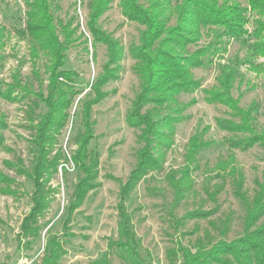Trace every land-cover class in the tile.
I'll return each mask as SVG.
<instances>
[{"label": "rangeland", "instance_id": "1", "mask_svg": "<svg viewBox=\"0 0 264 264\" xmlns=\"http://www.w3.org/2000/svg\"><path fill=\"white\" fill-rule=\"evenodd\" d=\"M119 1L112 0L98 21L101 29L118 41L122 55L118 79L101 88L104 97L92 108L93 136L86 148L88 154L98 155L97 175L80 206L71 210L75 186L82 178L72 162V153L78 148L75 138L81 129L79 99L89 95L87 87L106 62V49L103 45H91L85 28L87 0H53L52 13L59 36L58 23H71L69 29L77 28L73 38L78 36V39H73L69 46L65 67L78 73L84 89L70 107L65 127L44 148L46 172L40 178L37 196L42 207L31 229L24 230L34 194L27 172L32 171L35 152L39 150L34 140L39 116L45 112L35 95L40 90L46 95V59L40 53L37 58L32 57L29 42L19 34L24 28V1L0 0V82L5 88L16 80L28 88L18 89L15 102L0 99V119L5 124L0 129V264H44L52 239L60 250L54 264H91L103 256H108L110 264L123 262L119 256L124 253L118 246L122 241L118 213L120 189L145 146L140 128L128 123L129 112L140 92L131 48L140 44L144 27L121 15ZM238 1L246 6L244 0ZM174 20L175 16L168 25L173 26ZM251 20L252 16L245 26L248 32L253 30ZM209 41L204 37L196 46H189V51ZM250 43L249 38L245 43L222 39L223 49L213 57L212 63L191 70L200 81V88L177 95L173 102L147 105L142 110H149L154 120L170 116L169 125L162 126L159 135L152 138L155 140L152 153L158 168L143 175L122 204L135 237L140 240V255L150 256L152 264H169L166 259L169 249L182 246L194 251L195 240L202 238L206 230L213 234L210 240H216L211 224L227 215L231 223L226 240L241 235L245 205L234 195L232 179L219 169L225 162H229L226 171L232 163L237 166L243 176V192L251 199L257 190L255 182L264 180V152L259 146L245 151L229 146L227 140L234 135L220 130L216 120L232 119L231 112L221 104L207 103L204 90L216 86L223 69H232L235 79L230 95L241 109L253 103L258 105L254 127L264 132V60L256 57L251 65L243 63ZM196 135L202 147L189 156L190 141ZM183 172L188 173V181L183 196L175 202L170 178L182 180ZM195 210L209 216L184 217Z\"/></svg>", "mask_w": 264, "mask_h": 264}, {"label": "trees", "instance_id": "2", "mask_svg": "<svg viewBox=\"0 0 264 264\" xmlns=\"http://www.w3.org/2000/svg\"><path fill=\"white\" fill-rule=\"evenodd\" d=\"M26 7L24 28L19 34L30 44V54L37 58L40 53L46 59L45 73L46 95L41 90L36 97L43 105L45 112L39 116L36 140L39 150L35 152L32 171L27 175L33 182L34 194L30 215L24 220V230L31 229L40 213L41 202L37 198L41 188L40 178L46 166L45 147L55 141L56 136L65 127L70 116L69 109L75 99L83 92L81 79L78 73L65 67L67 52L77 28L69 29L71 23L60 27V36L57 33V24L52 13L53 0H23ZM242 6L238 0H120L121 15L128 21H133L144 27L140 34V44L131 48L134 72L140 79V92L136 96L128 123L138 127L145 146L139 152L138 163L131 171L126 183L120 189L119 228L122 241L118 244L124 256L120 264H152L150 256L140 255V240L136 239L132 225L125 212L123 202L133 187L148 171L158 168V162L152 153V138L159 135L162 126L169 125L167 118L154 120L149 110L142 112L147 105H163L175 101L179 94H187L200 88L201 83L193 77L191 70L205 67L212 63L213 57L223 48L222 39L240 40L245 43L249 38L251 43L246 50L245 64H253L256 57L264 60V0H244ZM84 2V0H82ZM81 3V2H80ZM112 0H87L88 11L85 22L92 46L103 45L106 49V62L100 73L89 85V95L79 99V124L75 141L78 148L72 153V162L75 169L82 174L75 186L73 202L69 209L76 208L82 203L88 187L97 175L98 155L88 154L87 145L93 136L92 108L104 97L101 88L110 81L119 77L121 67L119 61L122 48L111 34L98 25L99 18L109 9ZM175 16V24L169 26ZM252 16L253 30L248 32L245 27L250 23ZM255 17V18H254ZM84 37L83 34L80 33ZM204 37L210 41L193 51L189 46H196ZM247 37V38H246ZM74 39V40H73ZM84 41L88 40L84 37ZM264 62V61H263ZM264 66V65H263ZM234 74L230 68H225L218 77L216 86L204 90L205 101L209 104L218 103L229 109L232 119H217L216 125L220 130L234 135L228 139L231 148L241 151L253 146H259L264 152V132L254 127L255 113L258 105L251 104L247 109L238 107L237 100L230 95ZM0 82V99L15 102L18 89L27 91L15 80L12 84L2 87ZM83 88V89H82ZM86 88V87H85ZM168 123V124H167ZM5 127L0 119V129ZM239 135V136H238ZM58 136V135H57ZM199 136L191 138L189 147L191 153L196 154L202 145H198ZM2 135L0 133V145ZM233 162V160H230ZM228 164L229 162H225ZM220 171L226 173L234 186V195L245 205V215L242 222L241 235L226 240L231 223L230 215L212 223L216 232V240H210L211 231H204L202 238H197L190 248L179 246L167 251L166 259L169 264H264V180L255 182L257 190L251 199L244 194L242 188L243 176L240 169L233 163L226 171L227 166ZM225 167V168H224ZM172 177V176H170ZM188 173H182V180L171 179L175 192V202L183 196L184 185L187 183ZM186 179V182H183ZM176 204H174V207ZM209 213L195 210L185 214V218L206 219ZM177 223V222H176ZM29 233V232H27ZM207 240V242H205ZM54 239L48 244V258L44 264H54L60 257V250L55 248ZM55 248V249H54ZM180 254L181 256H177ZM91 264H110L108 256L95 260Z\"/></svg>", "mask_w": 264, "mask_h": 264}]
</instances>
